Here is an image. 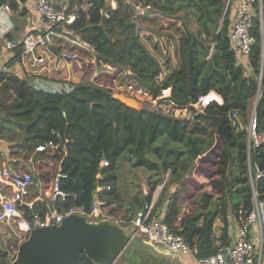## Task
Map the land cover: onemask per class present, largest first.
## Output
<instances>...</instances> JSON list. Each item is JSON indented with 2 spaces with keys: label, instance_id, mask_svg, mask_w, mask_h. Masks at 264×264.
Masks as SVG:
<instances>
[{
  "label": "trees",
  "instance_id": "1",
  "mask_svg": "<svg viewBox=\"0 0 264 264\" xmlns=\"http://www.w3.org/2000/svg\"><path fill=\"white\" fill-rule=\"evenodd\" d=\"M5 1L11 9H19L17 1ZM115 1L117 7L111 8L106 0H93L86 13L53 29L91 50L97 64L95 78H105L109 65L113 70L110 79L116 72L124 73L125 81L144 88L153 98L163 88H170L165 105L187 106L191 117L173 115L168 106L130 107L98 81L73 84L67 91H49L12 72L1 75L0 79H9L18 98L17 110L0 119V138L10 143L12 157L19 160V153L39 160L45 153L35 152L34 146L53 137L51 130L64 134V155L55 157L61 158L64 176L59 183L67 195L54 201L38 200L31 207L22 205L23 214L43 216L52 207L63 211L73 204L90 209L97 184L104 186L98 196L108 212L115 213L124 204L117 170L124 153L132 167L154 173L169 171L167 182L172 189L165 188V198L156 202L165 203L163 219L172 232L182 235L194 257L211 255L228 241L227 214L238 216L242 209L244 218L250 210L251 180L264 201V140L248 150L246 131L236 129L231 120L233 111L247 117L259 78L264 85V0L262 27L256 18L247 65L237 61L230 47L232 11L225 0H132L150 5L141 14L132 12L124 0ZM155 18H165V42L169 41L172 52L167 46L163 49L158 39L152 40L151 33L157 29L147 22ZM15 52L18 55L20 48ZM172 58H176L174 65ZM209 91L222 101L212 99L199 108L188 105ZM126 94L141 103L147 101ZM255 114L257 130L264 135V93L256 100ZM211 152L218 156L214 167L210 174H202L198 197L193 196L192 206L184 208L183 198L192 189L188 181L191 171ZM102 157L108 165L102 168L100 179L96 174ZM257 170L262 171L260 177H256ZM54 172L55 168L47 175L51 178ZM157 184V180L150 181L140 198L133 196L130 208L136 211L151 201ZM216 219L223 222L219 233ZM19 244L10 240L6 248L0 246V264H11ZM80 255L77 264H99L83 251Z\"/></svg>",
  "mask_w": 264,
  "mask_h": 264
},
{
  "label": "built area",
  "instance_id": "2",
  "mask_svg": "<svg viewBox=\"0 0 264 264\" xmlns=\"http://www.w3.org/2000/svg\"><path fill=\"white\" fill-rule=\"evenodd\" d=\"M19 5L26 6L32 13L39 15L47 24L48 30L41 32L28 31L21 37L13 39H4L0 44V76L10 72L12 64L20 58L25 59L30 65H44L46 58L42 55H36L37 48H44L50 43L53 27L75 20L81 12H87L88 7L93 0H15ZM110 1V0H106ZM134 13H145L150 9L149 4L124 0ZM225 6L232 11L231 29L229 33L230 47L233 50L237 61L247 65L249 53L255 36L252 33L255 19L258 18L260 27H262V5L261 0H225ZM0 9L10 11L11 7L8 1L0 4ZM102 13L108 17V12L103 9ZM20 48L18 55H15L16 49ZM59 60H73L78 57L74 50L61 47L57 54ZM113 71L111 66H106ZM124 73L116 72L107 85L113 91L131 93L140 99L149 100L152 106H160L166 109L168 106L173 115L191 117V112L187 106H172L169 102L165 105V97L170 93V88H163L156 97L151 95L142 87L135 86L132 82L123 79ZM261 77V72H260ZM1 80V79H0ZM264 93V85L260 78L256 89L253 107L248 112L247 117L242 118L236 111L231 113V120L235 128L245 130L247 134L248 150L250 146H258L264 140L263 133L257 130L255 103L259 96ZM212 91L200 95L196 101L188 105L199 108L206 105L212 98ZM135 98V97H134ZM53 137L45 142L34 146L35 152L45 153V157L54 161L55 172L50 179L49 186H45L40 197L45 196L51 201L58 197L64 198L67 193L61 189L59 180L64 174L61 171L60 159L64 155V134L57 130H51ZM61 153V158L56 159V154ZM210 159L211 168L214 167L213 160L218 158L217 153ZM108 165L105 157L99 161V170L97 178H102V168ZM198 163L193 167L196 169ZM198 171V170H197ZM256 177L262 175L261 170L256 171ZM200 174V173H199ZM33 183L31 172L22 168H13L3 166L0 168V221L14 223V225L24 233H29L34 228H41L50 225H59L62 220L69 215L82 216H103L107 207L105 201L98 196V192L104 186L96 185L95 194L90 206L86 209L83 205L73 204L63 211L56 207L49 209L45 215L38 212H32L30 216L23 214L22 205L32 206V203L26 202L24 198L30 191ZM106 189L109 186L105 187ZM252 206L246 217L242 218V209L238 210V216L229 212L230 218L234 220L233 232L228 241L219 244L216 251L207 256L198 258L200 264H264V201L259 198L256 188L251 180ZM157 207L156 200L151 199L144 202L141 207L136 209L132 216V223L138 231L144 233L151 243L160 245L164 250L181 255L191 252L184 241L182 235L174 233L165 223L164 211L165 203Z\"/></svg>",
  "mask_w": 264,
  "mask_h": 264
},
{
  "label": "crops",
  "instance_id": "3",
  "mask_svg": "<svg viewBox=\"0 0 264 264\" xmlns=\"http://www.w3.org/2000/svg\"><path fill=\"white\" fill-rule=\"evenodd\" d=\"M4 3V0H0V4ZM19 9H14L16 11V19L10 20L9 15L11 14L10 11H5L0 9V44L4 39H16L21 37L23 34L27 33L28 31L34 32H41L48 30V26L46 22L37 14L32 13L26 6H24V10L21 5L18 4ZM30 11V16L26 17L24 21H21L19 18L22 14H26L27 11ZM21 22L23 25L21 26ZM195 24H193V27ZM166 27V25H165ZM14 30L16 31V35L12 36L9 31ZM51 41L49 45L42 48V50H35L36 55H42L46 58V63L44 65H30L25 59L23 61L18 58L11 66L10 72L16 74L19 77L26 78L32 84L39 88H43L49 91H67L69 90L73 84H78L86 81H98L101 83L109 84L110 83V69H108L103 76L96 77L97 75V64L95 61V56L91 52V50L83 45V43L71 39L62 33H58L55 30H52V35L50 37ZM171 45V44H170ZM169 45V48L172 52V47ZM61 47L74 50L78 53V57L73 60H66L61 59L59 60L57 54ZM109 72V73H108ZM10 90L12 88L10 86ZM9 110H12L13 113L17 110L18 107V98L13 93L9 95ZM220 99V96H217ZM221 100V99H220ZM222 101V100H221ZM13 103V104H12ZM10 146V145H8ZM3 153L2 155H4ZM5 159L2 161V166H9L13 168H20V163H16V159L14 156L10 155L9 157V148L5 155ZM11 160V161H10ZM27 168L26 170L39 172L37 170V164H41L40 161L36 158V156H31L29 158V162L24 163ZM41 178H37L36 181H33L29 193L26 195L24 200L29 203H34L38 200L46 199L47 197L42 196L39 199V194H42V190L45 186H49L50 179L48 183H44L43 179L47 176V173L40 172ZM34 185L40 186V191L35 192ZM33 187V191H32ZM157 201L158 196L154 198ZM164 203H156L157 207H162ZM185 202L183 203L184 207ZM24 205V204H23ZM185 208V207H184ZM108 206L105 209V213L99 220H93L90 216H86L87 218L80 219L79 217L70 218L79 224H83V228L93 229L95 232L94 237L98 236L97 240L94 241L100 246L106 247H114L117 248L121 244H124L120 253L126 251V254H138L139 249H142V244L145 245L144 239H139L137 236V232L134 231L132 225V216L134 214V208L126 207V205H121L117 207V211L115 213L108 212ZM75 216V215H73ZM227 238L233 232V223L234 220L230 218L229 213L227 214ZM107 219V220H105ZM216 232L219 233L220 228L223 225V222L220 219H216ZM36 229V228H34ZM33 230V229H32ZM24 233V232H22ZM30 233V231H29ZM26 233V235H29ZM142 237V236H141ZM18 240L20 239V243L25 241L27 237L25 236H17ZM21 238L23 240H21ZM147 238V237H146ZM149 241V240H148ZM150 242V241H149ZM147 246V245H145ZM92 249V248H91ZM92 251L95 254H100V259H104L106 257V252L101 247H94ZM82 252V251H81ZM112 255L114 256V262L118 261L121 254ZM152 258H155L156 263L161 264H200L196 257L190 252L183 253L178 255L173 253L174 258L177 260L176 262H168L170 252L164 250L162 247L156 250H151ZM86 255V254H85ZM81 256V255H80ZM162 256V257H161ZM86 257L91 261L97 263L98 261L95 258H89L87 255ZM98 257V256H97ZM80 260V259H79Z\"/></svg>",
  "mask_w": 264,
  "mask_h": 264
},
{
  "label": "rangeland",
  "instance_id": "4",
  "mask_svg": "<svg viewBox=\"0 0 264 264\" xmlns=\"http://www.w3.org/2000/svg\"><path fill=\"white\" fill-rule=\"evenodd\" d=\"M107 5L110 6L111 8H116L117 7V3L114 0H110L107 2ZM129 9L130 7L127 6ZM30 16V11L28 10L26 12V14H22L20 16V20L24 21L26 17ZM10 20L16 19V11L15 10H11V14L9 15ZM152 28L157 29L156 32L151 33V38L152 40L154 39H158L159 45L164 49L165 46H167L168 50L170 51L171 49L169 48V41L165 42V18H155L153 21H149L147 22ZM23 25V22H21V26ZM193 26V25H192ZM1 32V31H0ZM10 34L12 36L16 35V31L11 30L9 31ZM158 32L160 33V35H158ZM3 33H0V35H2ZM165 49V50H167ZM37 50H42V48H37ZM176 62V58H172L171 60V65H174ZM10 81L7 78H3L0 80V119L3 117L8 118L9 115H11L13 113L12 110H9V95L13 96V93L10 90ZM142 100V103L139 102V108L142 107V105H145V107H147L149 109V107H151L150 103L148 101H144ZM13 104V103H12ZM253 107V104L249 107L248 112L251 111ZM10 145V143H9ZM216 150L219 151V148H216ZM18 152L20 153H25V151L23 150H18ZM217 153V152H216ZM124 154V153H123ZM121 155L119 157V160L121 159L120 164L117 167L118 170V180H119V185H120V189H121V193H123L124 195V199H123V205H126V207L130 208V201L132 204V198L133 196H137L140 198V195L142 193H145L148 190V185L150 181L153 180H157L158 184L155 187L153 194H152V199L156 198L158 196V200L161 199L162 196H164L165 198V188L166 190H170L172 189L171 186H168L169 183L167 182V180L169 179V171L167 172H160V173H154L151 171H147L144 170L143 168H138V167H132L131 166V160L127 157H123L124 155ZM214 153H207V156L205 157V161H201L198 162V166L196 167L195 170L192 169L191 171V176L192 178L188 179L190 185L192 186L190 193H187L186 198H183V203L185 208H189L192 206V199L194 198L193 196H197L199 195V187L201 184V178H202V174H210L211 173V164L212 162L210 161V159L214 156ZM6 154L2 155L0 158L1 159V163L2 161L6 158L5 157ZM19 155V160L16 161V163H20V168L22 169H26L27 166L24 164L25 162H29V158L24 156V155ZM9 157H10V152H9ZM123 157V158H122ZM11 161V160H10ZM38 161H40L41 164H37V170L39 172V175L37 172H33L32 174L35 175L36 179L37 178H41V174L40 172H52L54 169V161H52L51 159L45 157V156H41V159H39ZM198 170V171H197ZM200 173V174H199ZM51 175H47L45 177V179H43L44 183H48L49 182V178ZM42 179V178H41ZM199 183V184H198ZM34 189L36 190L35 192H39L40 191V186L39 185H34ZM32 187V191L34 190ZM187 196H191V197H187ZM193 197V198H192ZM162 209V207L160 208V210ZM80 217H84L87 218L86 216H82V215H77ZM102 216H95V217H91V219L93 220H99L101 219ZM107 220V219H105ZM133 225V223H132ZM133 229L134 231L137 232V236L139 237V239H144L145 240V246L144 244H142V249H139V253L138 254H126V251H124L123 253H120L121 256L118 259V261L113 262L112 264H158L155 261V258H152V253L151 250H156L158 248H161L160 245L156 244V243H151L148 241V239L146 238V236L144 235V233H142L141 231H138L137 228L133 225ZM25 236L26 233H22L15 225L14 223H6L3 221H0V246L6 248L8 245V241L10 242V240H16L17 242L20 241V239L18 240L16 237L17 236ZM142 236V237H141ZM21 240H23L21 238ZM170 255L168 258V262H176L177 260L174 258L173 256V251H170ZM162 257V256H161ZM173 261V262H172ZM161 264H163V262H161Z\"/></svg>",
  "mask_w": 264,
  "mask_h": 264
},
{
  "label": "water",
  "instance_id": "5",
  "mask_svg": "<svg viewBox=\"0 0 264 264\" xmlns=\"http://www.w3.org/2000/svg\"><path fill=\"white\" fill-rule=\"evenodd\" d=\"M113 96L130 107L139 108V101L134 97L122 92H116ZM8 145L9 142L0 138V153L6 154ZM73 217L84 220V217L69 215L59 225L31 230L28 238L19 244L11 264H77L81 251L89 258H95L99 264H112L114 256L121 252L124 244L117 248L98 245L94 241L98 238L93 236L95 231L83 228V224L70 219ZM94 247H101L107 251L106 257L100 259L101 255L92 251Z\"/></svg>",
  "mask_w": 264,
  "mask_h": 264
},
{
  "label": "clouds",
  "instance_id": "6",
  "mask_svg": "<svg viewBox=\"0 0 264 264\" xmlns=\"http://www.w3.org/2000/svg\"><path fill=\"white\" fill-rule=\"evenodd\" d=\"M122 93H123V92H122ZM124 94H125V93H124ZM212 94H213V98H212V99H216L217 101L221 102V100H220L221 98L219 99V98L217 97L218 95H217L214 91H212ZM126 95H127V94H126ZM215 95H216V96H215ZM128 96H129V95H128ZM131 97H132V96H131ZM212 99H211V100H212ZM211 100H210V101H211Z\"/></svg>",
  "mask_w": 264,
  "mask_h": 264
},
{
  "label": "bare ground",
  "instance_id": "7",
  "mask_svg": "<svg viewBox=\"0 0 264 264\" xmlns=\"http://www.w3.org/2000/svg\"><path fill=\"white\" fill-rule=\"evenodd\" d=\"M213 96V95H212Z\"/></svg>",
  "mask_w": 264,
  "mask_h": 264
}]
</instances>
